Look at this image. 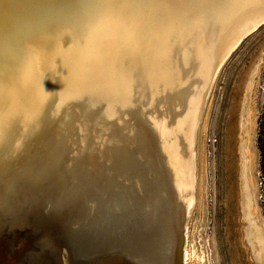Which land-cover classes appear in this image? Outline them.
Wrapping results in <instances>:
<instances>
[{
	"label": "bare ground",
	"instance_id": "6f19581e",
	"mask_svg": "<svg viewBox=\"0 0 264 264\" xmlns=\"http://www.w3.org/2000/svg\"><path fill=\"white\" fill-rule=\"evenodd\" d=\"M203 1L188 14L176 0H72L28 14L0 5V231L5 222L44 230L58 221L75 252L89 257L129 225L125 246L137 260L176 264L167 183L185 224L197 129L222 64L215 67L264 4ZM209 13L221 30L213 40L199 27ZM140 133L165 174L163 183L153 177L150 200L126 161L131 151L143 154ZM132 195L138 204L126 205ZM42 248L33 256L45 259L33 264H50V239Z\"/></svg>",
	"mask_w": 264,
	"mask_h": 264
},
{
	"label": "rangeland",
	"instance_id": "374dc122",
	"mask_svg": "<svg viewBox=\"0 0 264 264\" xmlns=\"http://www.w3.org/2000/svg\"><path fill=\"white\" fill-rule=\"evenodd\" d=\"M218 72L197 129L186 264H264V27Z\"/></svg>",
	"mask_w": 264,
	"mask_h": 264
},
{
	"label": "water",
	"instance_id": "95a60500",
	"mask_svg": "<svg viewBox=\"0 0 264 264\" xmlns=\"http://www.w3.org/2000/svg\"><path fill=\"white\" fill-rule=\"evenodd\" d=\"M179 6L181 13L188 14L192 12L196 7L192 4L193 1H203V0H176ZM72 2V0H0V5L4 6H16L15 8H19V14H28L29 12H35L36 9L41 8V6H45L49 3H66ZM206 2V1H203ZM212 2V1H208ZM264 3V0H263ZM189 8V11L187 10ZM186 16V15H184ZM201 21V20H200ZM215 19L212 16V13L208 15H204L201 21L200 30L203 33L204 37L207 39H212L215 36H218V33L221 30L215 29ZM205 23V24H204ZM264 27V4L254 10L252 13L247 15L245 23L239 32L235 41L230 45L226 53H224L219 60L218 64L216 65L217 68L221 65L219 71L227 62V60L233 55V53L241 46V44L254 33H256L259 29ZM218 31V32H217ZM216 64V63H215ZM215 71V70H214ZM219 73V72H218ZM217 73V74H218ZM214 76V75H213ZM217 77V75H216ZM216 79V78H215ZM214 77L211 79L213 81L211 88L215 82ZM211 81V82H212ZM211 84V83H210ZM210 88V90H211ZM210 92V91H209ZM208 95L205 96V104L208 99ZM169 99L162 98L160 103H158L159 107L167 108V104H169ZM140 136L143 137L142 144H143V154L142 153H133V151L128 153V160L127 165L131 167L132 172L131 175L138 176V178L144 182L146 194L145 198L153 199V191L150 192L151 188H153V177L157 175L159 177L160 182L165 178V174L159 168V163L157 160V154L154 150L152 144L145 140V136L140 133ZM149 144L151 146H149ZM154 145V144H153ZM155 146V145H154ZM156 148V147H155ZM156 161L158 166H156ZM120 162L123 163L124 161L119 158L117 163L120 165ZM160 162V161H159ZM166 163V162H165ZM156 167V169H155ZM156 172V173H155ZM170 175V174H169ZM172 181V180H171ZM169 187V192L173 191L175 194L174 200H170L169 208L167 206L168 218L167 221L176 229V247L174 250L175 253V263L176 264H183V250L185 246V227L184 221L177 218L178 211L176 209L177 205V191L174 184L167 183ZM71 196V194L69 195ZM159 197V194L156 195ZM133 199L126 200L125 204L127 203H137L138 198L132 195ZM70 198V197H69ZM139 208L135 207L137 211ZM171 209V210H170ZM173 209V210H172ZM135 212V211H129ZM126 210L121 212V216L125 217L126 214H130ZM23 222V221H22ZM146 223H143V226ZM126 228H119L120 231L117 230L115 233L116 235L110 237L111 245L103 251L98 252V254H89V257H82L78 255L75 250L74 246L69 243L64 228L61 223L58 221L52 220L50 225L46 227L44 230H38L33 225V222L26 223V224H17L11 225L9 222H5L1 226L0 231V264H33V262L40 261V259H45L44 255H39L38 258H34V252H41L44 248L42 246L45 244L47 239H50L52 247L54 249L53 253L51 254L50 264H143L141 261L137 260L133 253L131 254L130 251L127 250L125 241L128 237L130 240L133 238L129 235L132 232L129 228V225ZM88 243V241H87ZM92 243V241H91ZM89 244V243H88ZM93 244V243H92ZM87 250L92 249L93 247L88 245L86 246ZM43 257V258H41Z\"/></svg>",
	"mask_w": 264,
	"mask_h": 264
}]
</instances>
